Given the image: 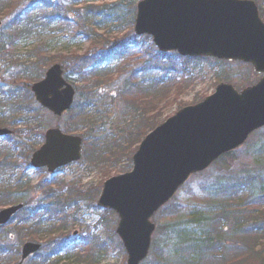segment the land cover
<instances>
[{
    "label": "rangeland",
    "instance_id": "obj_1",
    "mask_svg": "<svg viewBox=\"0 0 264 264\" xmlns=\"http://www.w3.org/2000/svg\"><path fill=\"white\" fill-rule=\"evenodd\" d=\"M133 1L136 3L138 0ZM255 1L259 6L261 17L264 19V0ZM50 2L51 6L57 7L58 5H62L67 7V11H65L67 14L64 12V17L67 15L68 18H65L64 23H62V19L56 23L55 21H52L49 27H47L44 24H47L48 20H38L40 25L37 30L35 29V33L32 32L33 37L28 40L24 39L20 41H18L17 38L12 46L13 48L9 50L7 54L4 50H8L10 48L7 46L9 38L8 34L5 32L7 31L8 23L13 17H8L4 20L5 28L4 30L2 29L1 32L7 35V41L5 40L6 43L2 42L4 40V34H1L0 86L2 87L1 92L3 93V97H5L6 100L0 101V114L3 113L5 120V123L2 126L0 125V127L14 131V137L12 138V142L8 143L9 145L15 144L18 141H23L25 137L23 132L27 130L25 122H30L31 117L16 114L13 109H3L4 105L9 102L14 104L18 98H25V95L26 97L28 96V99H30V95L27 93V88H30L33 83L38 82V79L40 80V78L42 80L45 76L44 73L38 74L39 71L37 68H32L31 72L28 70V72L32 73L31 75L25 74V67L28 66L25 63L29 61L30 64H34L35 62L33 60H28L27 58H41L44 62L48 63V66H50V64L53 65L61 62V64L64 63L68 67V64L73 61L82 57L86 58L87 56L92 55L93 51H99L98 48L100 47V42L98 43L99 45L93 44L91 37L93 32L87 31L86 33L85 24L93 21V15L96 16L95 19L97 24L92 26L87 25V27L92 31L97 29L94 39L98 41H102L103 37L106 35L105 33L107 32L115 35L113 36L114 39L117 36L122 37L129 32L126 31L123 33L125 30L119 29V31H121L120 33L123 35H116V32L118 31L117 28L108 30L103 27L107 20H104L105 15L102 16V14L108 13L110 7L116 3L115 0H96V2H90L89 0H50ZM72 2L73 5L70 4ZM30 5L31 4L29 3L22 9L26 10V7L29 8ZM90 7L95 8L90 10ZM47 10L52 11L50 9ZM47 10L40 11V15L44 14ZM118 10L119 13L112 15L113 18L119 17V15L120 17H129L128 10H125L124 8H118ZM107 19L109 20V17H107ZM80 23L83 24V27ZM22 27L23 26H21V28ZM89 34H91L90 37L87 36ZM38 48H44L45 51H43V53H38L37 58V52L35 49ZM66 60H70L68 64H66ZM115 60L111 63V66L115 69V66L119 63L117 70H113L111 76L105 79L99 80L96 79L97 77L94 79V74L89 73V77H86V82L81 83L78 81L77 77H69L70 75L67 73V79L77 88L75 106L79 107L83 105V103H86L87 100H92L91 106L94 109L89 113L95 116V125L97 129H94L91 132V135L94 134L95 136H102L104 139L108 137H117L121 128L126 124H129L131 119L133 124V122L140 117L148 118L149 114L152 113L156 115L158 113L156 119L159 121L166 120L178 111L179 108L191 105L200 98L211 95L215 91V87L220 78L225 82L233 84L234 87L238 86L239 89H242L250 84H254L260 79V76L254 72V69L251 66L238 62H218L215 59L193 62L184 59L183 61L185 67H187L188 73L185 77L183 76L178 83H183L182 81L185 80L191 82L186 85L181 84L178 90L174 88L173 91L176 90L174 92H170L167 89L165 94H163V97L158 100L156 99V101L151 98L148 99L149 101L147 100L143 102L141 100L142 96L139 94L134 96L133 93L124 94L125 98L133 100V104L135 105L134 108L136 107L138 111L134 117H131L133 109L132 111L129 110V108H132L130 103L121 97L126 90V88H124L127 78L126 75L138 72L136 76L143 78V76L146 75V70H148L149 73V71H152L153 69L144 67V63L140 65L138 60H136V65L132 66V61L128 62L126 67L124 66L125 60L122 62L121 60ZM149 65L153 66L152 63ZM121 69H124L123 73L120 72ZM106 70H110L109 67ZM88 71L89 69H87V72ZM150 74L151 76L148 79L149 85L152 84L153 81H157V75L155 73ZM30 79L33 83L29 81ZM14 81L18 83L16 87H14ZM160 87L162 86L160 85ZM11 91L13 92V95L12 97H9V92ZM175 94L176 100L172 101ZM0 98L4 99L2 97ZM32 106L34 110L32 115L39 117V122L42 123L43 127L59 126L64 132H66L67 129L72 130V128L76 129V126H82L76 123L75 116L70 117L71 112L58 119L46 112L39 114L38 107L35 104ZM146 108L150 109L148 114L144 110ZM14 119L16 121H14ZM76 130H78L75 133L76 136L80 135L82 138H84V132H88L85 128H82V130L78 128ZM130 140L135 142L137 138L132 136ZM25 142L29 143V140H26ZM8 144L0 141V148H4ZM263 147L264 130H261L254 134L246 145L235 152L234 160L227 161L226 164L227 166L228 164L229 166H232L231 169H226L227 167L223 163L217 162L207 171L191 177L187 184L177 193L175 198L155 216L154 221L158 229L153 237L154 239L150 256L143 264H195V260L207 261V257L202 256V252L201 256L203 258L199 257V259L197 255L200 251L189 252L192 247L184 244L182 239L186 241V238L189 237L192 229L200 233L198 227L202 228V226L195 227L197 226L196 224H202L203 228H205L204 224H207L205 219L212 216L217 207V199L212 197L215 193L219 196L220 191L217 192V188L225 185L228 181L232 182L236 179L241 181L243 180L242 176L249 173H261L264 175V172H258L259 166L264 167V160L262 162L261 159L264 158V155L261 153L263 151ZM129 152L130 151H127V153ZM29 154L31 155V153L28 152L27 155ZM20 161L22 162L23 159ZM260 162L261 164H258ZM117 169L118 167H116V164H106L96 168L85 162L83 158L78 164L66 167L60 170V173L53 176L47 173L46 170L35 171L31 169L28 171V181L31 184L30 187L46 181L50 184L51 190L57 194L62 193V198L66 200H71L75 196L68 195L67 191H71V186H73L79 193L77 194L78 199L76 201L65 202L68 203V205L64 208L62 207L59 211L61 215H57L55 218V223L57 224H61V221L65 219L66 226L61 239L66 241L68 244L75 245L74 250L78 251L80 244L85 242L87 237H97L101 240L108 239V237H105L104 235L105 230L102 229L104 225L100 226V220L103 213L101 212V209L97 207L96 203L103 183L107 179L116 176ZM57 183L59 185H57ZM87 195H90L92 199H88ZM257 195L259 194H254V196ZM247 196L248 195H242L239 196L240 198L238 197L239 199L234 200L236 203L231 207L233 215L239 212L242 213L244 210H252L254 213L259 215L255 214L256 216L260 217L262 221H264V200L258 201L260 198H253L255 199V203L251 204L252 200L247 198ZM34 200H36L35 204H38V206L41 207L49 203L48 196L44 195L40 189L29 190V192H26L25 195H22L21 197L22 203H27V201L32 202ZM91 204H94V206L99 208L100 211L94 208ZM3 208H0V210ZM247 216L248 220H251L250 224L245 227L241 226L242 230H239L240 235L225 243L224 248L226 251L224 254H226L225 256L228 264H234L240 261V264H255L249 257L252 255L253 249L254 251L260 250L264 245V235L262 236L260 232H258L255 225H253V214H248ZM113 218H110V221L115 223L113 235L114 244H112L107 251H105V249L101 251L102 254L98 258L100 264H126L127 262V254L115 233L117 220H115L114 216ZM219 220L220 219L216 216L209 221L216 222L215 225L218 227L221 224ZM228 224H224V226L228 227V231H233L234 224L231 219H229ZM174 230H179L178 235H181V243L180 240L178 242L177 237L171 236ZM9 231L14 235V244L22 247L23 243H20L18 239L15 225L12 226ZM38 235H40L39 240L34 242L42 244L43 254L46 252L44 249L46 248L48 240H52L54 236H51L52 238H48L46 237V234L38 233ZM206 245V247H208L213 244L209 241ZM87 248L88 247H85L79 252H74L70 255L72 257H78V255H81V262H84V258L87 261V259L92 258L91 255L89 256L91 248ZM95 250L96 253H98L99 247L96 246L93 252ZM213 256L214 258L209 259V261H215L219 256L221 257L220 254H215V252L213 253ZM61 257L65 258V256ZM215 263L220 264V259L216 260Z\"/></svg>",
    "mask_w": 264,
    "mask_h": 264
},
{
    "label": "water",
    "instance_id": "obj_2",
    "mask_svg": "<svg viewBox=\"0 0 264 264\" xmlns=\"http://www.w3.org/2000/svg\"><path fill=\"white\" fill-rule=\"evenodd\" d=\"M1 25V24H0ZM135 33L148 35L162 52L250 64L264 75V23L249 0H142L137 5ZM36 100L58 117L69 111L75 90L60 65L32 88ZM264 128V77L241 92L222 83L204 101L179 110L141 142L133 170L105 182L100 207L119 217L116 230L128 255L127 264H141L149 255L156 225L154 215L167 204L191 175L208 169L221 156L243 146ZM9 130L0 129V137ZM82 139L59 129L46 133L34 153V169L54 173L81 159ZM0 213V225L20 210ZM40 249L27 243L22 259Z\"/></svg>",
    "mask_w": 264,
    "mask_h": 264
},
{
    "label": "trees",
    "instance_id": "obj_3",
    "mask_svg": "<svg viewBox=\"0 0 264 264\" xmlns=\"http://www.w3.org/2000/svg\"><path fill=\"white\" fill-rule=\"evenodd\" d=\"M89 1L96 2V0ZM115 2L116 3H114L110 7V10H108L107 14H102V16L105 15L104 20H107L106 23H104L105 25H103V27L108 30L112 28H117L118 31L116 32V35H123L120 33L121 31H119V29H124L125 31L123 33H125L126 31L129 32L122 37L117 36L115 37V39L113 38V36L115 35L107 32L105 33L106 35L104 34L105 36L103 37L102 41H98L94 39V35H96L97 29H94L92 31L90 30V28L87 27V25L92 26L97 24V21L95 19L96 16L93 15V21L87 22L85 24L86 33L87 31L93 32L92 36L91 34L87 36L92 37L93 44L95 45H99L98 43L100 42V47L98 48L99 51H93L92 55L87 56L86 58L82 57L80 59H77L70 64H68L70 60H66L65 62L66 64H68V67L64 63L61 64L60 62V64L63 66L64 72L70 75H68L69 77H77L78 81L81 83L86 82V77H89V73L94 74V79L95 77H97L96 79L99 80L110 77L113 70L115 71L118 68L119 63L116 65L117 67L115 66V69H113L111 66V63L115 59V61L121 60V62L125 60V67L126 65H128V62L132 61V66L136 65V60H138L140 65L144 63V67L153 69L152 71H149V73L148 70H146V75H144L143 78H139L136 76L138 72H133L132 74L126 75L127 78L124 85V88H126V90L124 91L123 95H121V97H123L130 103L132 108H129V110L132 111L133 109V112H131V117H134L138 111L136 107L134 108L135 105L133 104V100L125 98L124 94L133 93V96L139 94L142 96L141 100L143 102L151 98L156 101V99L158 100L163 97V94H165L167 89L170 92H174L178 90L181 84L186 85L191 82L185 80L182 81L183 83H178V81L184 75L186 76V74L188 73L187 67H185L183 61L184 59L193 62L201 61L202 59L182 58L177 53L160 52L154 46L150 37H138L133 34L136 15L135 1L115 0ZM29 3L31 4L29 8L26 7V10L22 9ZM71 4L73 5V2ZM93 8L95 7H90L89 9L92 10ZM118 8H124L125 10H128L129 17H120L119 15V17L113 18L112 15L119 13ZM47 9H50L52 11H49ZM43 10L47 11L44 14L40 15L39 12ZM64 10L67 11V7H64L62 5H58L57 7L51 6L50 0H0V21H4L8 17H13L12 20L8 23L7 31L5 32L6 34H8V38L10 41V43L8 44L10 49L6 50V54L9 52V50L13 48L12 45L17 38V40L20 41L24 39L28 40L29 38L33 37L32 32L35 33V31L40 25L38 20H48V23L44 25L49 27L52 21H55L56 23L60 20V17H62ZM107 17H109V20L107 19ZM62 23H64V20H62ZM80 25L83 27V24L80 23ZM21 26L23 27L21 28ZM4 28L5 26L2 29L4 30ZM1 34L4 33L1 32L0 35ZM6 34L3 35V43L7 41ZM35 51L37 52L36 56L38 58V53H43L45 49L38 48L35 49ZM27 59L33 60L35 62L34 64H30L29 61L25 63L26 65H28L27 67H25V74L31 75L32 73L30 72L32 68H37L39 71L38 74H43L48 69V67L51 66V64L50 66H48V63L44 62L41 58L36 59L35 57H30ZM105 62H107V64H105ZM150 63H152L153 66L149 65ZM108 67L110 70H106ZM87 69H89L90 71L87 72ZM28 70H30V72H28ZM123 70L124 69H121L120 72L123 73ZM150 73H155L157 75V81H153L152 84L149 85L148 79L151 76ZM163 80L167 82H164ZM29 81L32 82L31 79ZM223 81L224 80L220 78L218 80V83ZM14 82L17 83L16 81ZM160 85L162 87H160ZM174 88H176V90L173 91ZM204 98L206 97L200 98L195 103L200 102ZM173 100H176V94L172 98V101ZM91 102L92 100L89 99L86 101V103H83V105L79 107H76L74 105L70 113V117L75 116L76 123L78 125H82L81 127L76 126V129L80 128L82 130V128H85L86 131H88L87 133L84 132V161L96 168H99L106 164H116V167H118L117 175L126 173L132 168V157L137 151L142 139L146 137L151 131H153L157 126H159L164 120L159 121L158 119H156L158 113L156 115L151 113L148 115V118L140 117L136 119L133 124L131 119L129 124H126L124 127L121 128L117 137H108L104 139L102 138V136H95L94 134L91 135V132L94 129H97L95 125L96 118L93 114L91 115L89 113L94 109L91 106ZM23 103L24 102L20 101L18 102L19 105L15 107L16 110L18 109L17 111L21 113L22 111H24V107L21 105ZM30 110L31 107H28V109L26 108L28 116L31 115ZM144 110L147 114L148 112H150V109L148 108ZM42 112L47 111L39 108L38 113L40 114ZM0 117H2V115H0ZM0 124H4V120H0ZM26 128L27 130H25L23 133L25 134V138L29 140V143L24 144L23 141H18L17 143L10 145L6 152L0 151V156L3 157V160L0 161V208L12 206L18 203L20 201V196L18 197V195L22 196V192L26 190V164L19 162V155L21 153H18V147H22V154H25L24 156L26 157L28 152H33L43 142L44 133L49 127H43L42 123L39 122V117L33 115ZM76 129H67L66 132L69 134H73L78 131ZM132 136H135L137 138L135 142H132L130 140ZM127 151L130 152L127 153ZM261 153L264 155V147ZM234 159L235 151L226 156H223L221 159H219L218 162L223 163L227 167L226 169H231L232 166H229V164L227 166L226 163L228 160ZM261 159L263 162L264 158ZM258 164H261V162ZM18 170L20 171V178L18 177ZM258 172H264V167L259 166ZM242 178L243 180L241 181H239L238 179L232 182L228 181L225 185H222L217 188V192L220 191L219 196L217 193L212 196L217 199V207L216 210L213 212L212 216L207 217V220L205 219L207 223L204 224L205 228H203L202 224H196L197 226L195 227L202 226V228L198 227L200 233L192 229V231L189 230L191 231V233L189 234V237L186 238L187 242L182 239L184 244L188 246L190 245V247H192L189 252L200 251L197 255L198 259L199 257L203 258L202 256H206L208 259L207 261L195 260V264H216L215 261L218 259H220V264H228V262L226 261V254H224L226 251V249L224 248L225 243L230 241L232 238H235L240 235L239 230H242L241 226L245 227L250 224L251 220H248V214H253V225H255V227L258 229V232H260L262 236L264 235V221H262V219L258 217L259 215L257 213H254V211L244 210V212L242 213L239 212L233 215V210L231 207L236 203V201L234 202V200L240 198L239 196L248 195L247 198L252 200L251 204L255 203V199L253 198H260V200L258 201L264 200V175L261 173H249L242 176ZM57 185L59 184L57 183ZM28 186L30 187L31 185ZM37 189L42 190L44 195L48 196L49 204H46L42 207H26V209L21 213L23 223H20V215H18V221H16L18 222V224L15 225V230H17L18 239L20 243H24L25 241L29 240L38 241L40 236L38 235V233L46 234V237L48 238H52L51 236H54V238H52V240H48L46 248L44 249L46 252L42 254V250L35 256L31 257L27 261V263L100 264L98 258L102 254L101 251L103 249L107 251V249H109V247L114 244V239L112 238L114 235V222L110 221L109 216L106 217L107 220L105 221V223H103L105 235L106 237H108V239L105 241L108 247H105L104 243H102L99 238L94 237V240H92L91 243H87V249L91 248V250L89 251V256L91 255L92 258L87 259V261L84 258V262H81V255H78V257H72L70 256V254H65L67 257L60 258V256L68 250V247L61 239L62 235L64 234L63 231L65 230V219L61 221V224H57L53 221V217L61 210L62 207H66L68 203L64 202V198H62V193L57 194L56 192L51 190L50 184L46 181L42 182L37 187ZM67 192H69L70 196L75 195L73 201H76L78 199L77 194L79 193L73 186H71V191ZM255 193L259 195L254 196ZM87 198L92 199L90 195ZM255 214H257L258 216H256ZM109 215L114 216L113 213H110ZM216 216L218 219H220L219 221L221 222L220 226L218 227L217 225H215L216 222L209 221L210 219L215 218ZM229 219H231L232 223L234 224L233 231H228V227L224 226V224H228ZM8 228V226L0 227V264H17L21 260L20 246H16L14 244V235L10 233V228ZM178 232L179 230H174L171 236L177 237L178 242L180 240L181 243V235H178ZM209 241L213 245H209L208 247H206V243ZM96 246L99 247L98 253H96V250L93 252ZM201 252L203 253L202 256ZM214 252L215 254H220L221 257L219 256L215 261H209V259L214 258ZM249 258L255 264H264V245L261 247L260 250L254 251L253 249L252 255H250ZM240 263L241 261L234 264Z\"/></svg>",
    "mask_w": 264,
    "mask_h": 264
}]
</instances>
